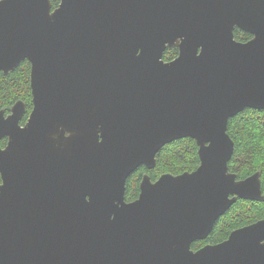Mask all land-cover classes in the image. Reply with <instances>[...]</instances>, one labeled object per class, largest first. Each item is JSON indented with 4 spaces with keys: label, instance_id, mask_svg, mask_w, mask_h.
I'll use <instances>...</instances> for the list:
<instances>
[{
    "label": "water",
    "instance_id": "1",
    "mask_svg": "<svg viewBox=\"0 0 264 264\" xmlns=\"http://www.w3.org/2000/svg\"><path fill=\"white\" fill-rule=\"evenodd\" d=\"M26 59V123L25 101L0 109V264H264V218L192 248L239 198L264 200L259 171L230 170L228 133L264 108V0H0V72ZM184 137L199 166L145 173L126 201Z\"/></svg>",
    "mask_w": 264,
    "mask_h": 264
},
{
    "label": "trees",
    "instance_id": "2",
    "mask_svg": "<svg viewBox=\"0 0 264 264\" xmlns=\"http://www.w3.org/2000/svg\"><path fill=\"white\" fill-rule=\"evenodd\" d=\"M52 1L54 8L59 5L60 0ZM252 36L242 30L235 31V37L240 40H249ZM178 53V47H168L165 56L174 59ZM32 98L31 62L28 59L23 60L8 74L0 72V109L5 108L9 112L18 100H23L27 104L28 115L33 108ZM228 133L235 142V150L229 161L230 170L237 173L238 178L241 179L259 171L264 193V108L247 107L231 117ZM5 142L6 139L1 140L2 145ZM198 150L199 145L192 137L180 138L164 145L157 154V164L154 168L149 169L141 165L128 177L127 198L132 199L138 195L140 182L146 172L155 180L166 172L179 174L196 169L200 164ZM262 218H264V200L239 198L216 221L209 236L193 242V247L199 248L208 242H219L227 238L234 229Z\"/></svg>",
    "mask_w": 264,
    "mask_h": 264
},
{
    "label": "flooded vegetation",
    "instance_id": "3",
    "mask_svg": "<svg viewBox=\"0 0 264 264\" xmlns=\"http://www.w3.org/2000/svg\"><path fill=\"white\" fill-rule=\"evenodd\" d=\"M236 30H242V31H245V30H243V29H241V28H239V27H236L235 28V31ZM235 31H234V33H235ZM245 32H248V31H245ZM248 33H250V32H248ZM251 34V33H250ZM238 40H240V39H238ZM241 41H246V40H241ZM178 55V54H177ZM164 59L166 60V61H169V60H172V59H168V58H166V56H165V53H164ZM5 109V108H4ZM6 110V109H5ZM27 110H28V108H27ZM11 112V108H10V111L9 112H7L6 111V114H9ZM31 112V111H30ZM29 114L30 113H28V115H27V112H26V114H25V117H26V119H25V117L21 120V124H25L26 123V121H27V119H28V117H29ZM27 115V116H26ZM25 119V120H24ZM4 139H6V142H5V144L4 145H2L1 144V141H0V144L3 146V147H5L6 145H7V142H8V137H4L3 139H1V140H4ZM147 173V172H146ZM152 178V177H151ZM159 178V177H158ZM157 178V179H158ZM157 179H155V180H157ZM240 179V178H239ZM128 180V179H127ZM155 180H153V181H155ZM2 181V178H1V175H0V182ZM126 194H127V183H126ZM139 195H140V190H139V193H138V195L135 197V198H132V199H128L127 198V196H126V201H128V202H130V201H133V200H135V199H137L138 197H139ZM250 224V223H249ZM247 225V224H246ZM243 226H245V225H243ZM240 227H242V226H240ZM239 228V227H238ZM230 234H231V232L229 233V235L227 236V238H225V239H223V240H221V241H219V242H222V241H224V240H226V239H228L229 238V236H230ZM201 240H203V239H201ZM197 241V240H196ZM195 242V241H194ZM219 242H208V243H206V244H209V243H212V244H214V243H219ZM206 244H204V245H206ZM203 245V246H204ZM203 246H201V247H203ZM201 247H199V248H201ZM192 248L194 249V250H197V249H199V248H194L193 247V243H192Z\"/></svg>",
    "mask_w": 264,
    "mask_h": 264
},
{
    "label": "rangeland",
    "instance_id": "4",
    "mask_svg": "<svg viewBox=\"0 0 264 264\" xmlns=\"http://www.w3.org/2000/svg\"><path fill=\"white\" fill-rule=\"evenodd\" d=\"M28 111V110H27ZM24 117H25V115H24Z\"/></svg>",
    "mask_w": 264,
    "mask_h": 264
}]
</instances>
